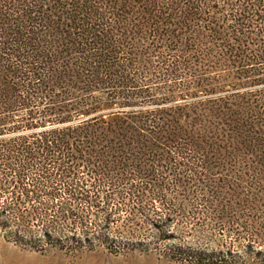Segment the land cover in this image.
<instances>
[{"label":"trees","instance_id":"16d2710c","mask_svg":"<svg viewBox=\"0 0 264 264\" xmlns=\"http://www.w3.org/2000/svg\"><path fill=\"white\" fill-rule=\"evenodd\" d=\"M214 2L225 7L212 6V0H0L4 13L0 12V139L13 136L0 140V215H9L12 227L26 229L38 221L46 235L49 230L60 232L58 226L71 221L69 225L82 232L96 230L99 225L91 216L68 211L70 203L77 209H98V192L82 189L90 183L87 180L97 187L161 183L155 163L172 162L159 160L160 155L203 153L207 144L193 142L199 140L194 134L203 130L196 124L186 128L180 119L184 111H175L174 116L157 111L135 116L120 109L163 103L148 101L151 97L142 92H128L138 83L132 76L140 74L128 61L146 58L129 44L130 35L134 41L151 37L169 44L219 43L222 61L213 63L212 69H235L241 81L237 89L264 85V0ZM7 7L13 11L6 13ZM182 31L186 34L179 37ZM149 64L141 66V72L153 68ZM196 83L202 89L206 82ZM96 92L105 93L107 100L92 99ZM133 97L148 102L131 104ZM118 98L124 102L114 112L112 101ZM255 98L264 101V92ZM208 113L224 122L222 132L230 138L252 135L253 129L242 125L248 116L264 119V110L253 112L252 107L239 105L214 106ZM187 131L193 134L186 135ZM12 188L23 199L6 197ZM61 189L69 197L62 209L70 214L52 217L46 212L58 207L53 201L60 198ZM108 198L111 201L107 195L103 199ZM31 202L38 207L26 212ZM10 242L26 243L20 238Z\"/></svg>","mask_w":264,"mask_h":264},{"label":"rangeland","instance_id":"374dc122","mask_svg":"<svg viewBox=\"0 0 264 264\" xmlns=\"http://www.w3.org/2000/svg\"><path fill=\"white\" fill-rule=\"evenodd\" d=\"M212 1L214 7H225ZM10 11L13 9L7 7L6 13ZM185 34L182 31L179 37ZM129 37V44L146 58L128 61L140 72L132 76L138 83L128 92H142L151 97L148 101L163 103L120 110L135 116L156 111L174 116L175 111H184L180 119L186 128H194L196 124L203 130L194 134H199V140L193 142L207 146L203 145V153L198 154L160 155L159 160L172 162L155 163L158 165L154 168L155 175L161 183L135 181L115 187H97L87 180L91 184L83 185L82 189L98 192L101 198L98 209L84 206L77 209L70 203L68 211L91 216L99 225L96 230L82 232L69 225L71 221H63L62 227L58 226L60 232L49 230L44 235L38 221L30 223L26 229H16L11 226L9 215H0V264H264V119L248 116L242 125L253 129L252 135L242 133L232 138L222 132L223 121L208 115L209 108L214 106L227 109L239 105L252 107L253 112L264 110V101L257 102L255 98L264 92V85L237 89L235 86L241 81L235 69H212L213 63L222 61L219 43L169 44L161 42L162 38L134 41L133 35ZM207 49H213L209 53L211 57L195 54L201 50L203 56L209 55ZM146 54H151V58L147 59ZM148 62L153 68L141 72V66ZM198 79L206 82L202 89L196 85ZM91 98L101 103L107 100L105 93L98 92ZM148 101L133 97L130 103ZM122 102L121 98L112 101L114 112L118 110L116 105ZM186 110L193 114H186ZM191 120L197 122L190 123ZM189 134L193 132L187 131L186 135ZM11 138L13 136H6L0 140ZM189 142L186 140L187 144ZM245 142H249L250 147ZM178 164L180 167H174ZM80 172L87 174L86 170ZM26 189L31 190V187ZM64 190L61 189L60 198L53 201L58 207L47 211L48 215L70 214L62 209L69 203ZM10 192L6 197L23 199L16 188ZM105 195L111 201L103 199ZM42 199L48 203L46 197ZM37 207V203L31 202L26 205L29 209L26 212ZM99 219L102 221L98 222ZM46 236L55 245L53 248L45 244ZM17 238L26 242L24 246L10 242Z\"/></svg>","mask_w":264,"mask_h":264}]
</instances>
